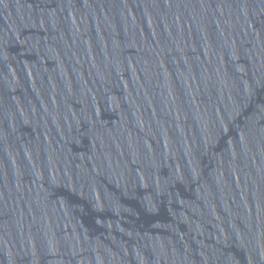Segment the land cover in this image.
I'll return each instance as SVG.
<instances>
[{
    "label": "water",
    "instance_id": "95a60500",
    "mask_svg": "<svg viewBox=\"0 0 264 264\" xmlns=\"http://www.w3.org/2000/svg\"><path fill=\"white\" fill-rule=\"evenodd\" d=\"M0 264H264V0H0Z\"/></svg>",
    "mask_w": 264,
    "mask_h": 264
}]
</instances>
